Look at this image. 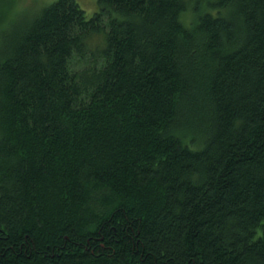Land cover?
I'll return each instance as SVG.
<instances>
[{
  "label": "trees",
  "instance_id": "16d2710c",
  "mask_svg": "<svg viewBox=\"0 0 264 264\" xmlns=\"http://www.w3.org/2000/svg\"><path fill=\"white\" fill-rule=\"evenodd\" d=\"M11 1L0 264H264V0Z\"/></svg>",
  "mask_w": 264,
  "mask_h": 264
},
{
  "label": "rangeland",
  "instance_id": "374dc122",
  "mask_svg": "<svg viewBox=\"0 0 264 264\" xmlns=\"http://www.w3.org/2000/svg\"><path fill=\"white\" fill-rule=\"evenodd\" d=\"M10 1L11 0H0V8L3 7L4 9H10L11 7L9 5ZM55 1L56 0H16L15 2L14 0L13 3L15 2L14 5L15 9L13 10L12 14H15L16 12L18 13L22 12L25 13V16L27 15L30 16L36 10L46 7V5H49ZM77 1L80 3L83 10L86 11L88 17L92 16L94 13L99 11L98 10L99 5L97 0H77ZM14 19H16V17H13L12 22ZM9 23H6L4 26H2V28H0V35L2 31H9L13 28L12 25H10ZM1 39L2 38L0 37V45L2 44Z\"/></svg>",
  "mask_w": 264,
  "mask_h": 264
}]
</instances>
